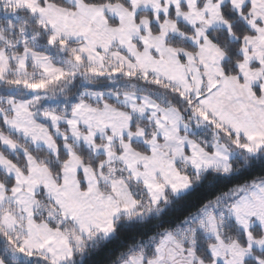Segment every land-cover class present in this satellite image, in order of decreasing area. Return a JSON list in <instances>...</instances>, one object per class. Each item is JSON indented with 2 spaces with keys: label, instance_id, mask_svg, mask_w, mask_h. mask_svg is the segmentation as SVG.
Wrapping results in <instances>:
<instances>
[{
  "label": "snow or ice",
  "instance_id": "snow-or-ice-1",
  "mask_svg": "<svg viewBox=\"0 0 264 264\" xmlns=\"http://www.w3.org/2000/svg\"><path fill=\"white\" fill-rule=\"evenodd\" d=\"M0 264H264V0H0Z\"/></svg>",
  "mask_w": 264,
  "mask_h": 264
}]
</instances>
